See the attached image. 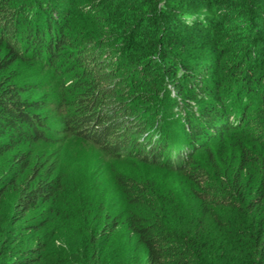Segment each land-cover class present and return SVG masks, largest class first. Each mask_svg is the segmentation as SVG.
Instances as JSON below:
<instances>
[{
	"label": "trees",
	"instance_id": "trees-1",
	"mask_svg": "<svg viewBox=\"0 0 264 264\" xmlns=\"http://www.w3.org/2000/svg\"><path fill=\"white\" fill-rule=\"evenodd\" d=\"M30 61L63 132L173 177L115 179L123 242L62 236L18 154L53 140ZM0 264H264V0H0Z\"/></svg>",
	"mask_w": 264,
	"mask_h": 264
},
{
	"label": "rangeland",
	"instance_id": "rangeland-1",
	"mask_svg": "<svg viewBox=\"0 0 264 264\" xmlns=\"http://www.w3.org/2000/svg\"><path fill=\"white\" fill-rule=\"evenodd\" d=\"M41 66L42 64L37 66L31 61L28 64L16 62L11 66L14 68L10 72H23V79L25 74L28 75L29 82H27L34 87L30 91H23L21 96L45 102L43 109L50 118L49 124L52 129L49 134L53 140L50 143L26 142L19 145L18 154L25 157L29 163V169H37L41 175H48L51 181L56 178L61 179L65 198L62 196L52 210L64 217L56 222L62 236L75 237L71 231H79L80 234L84 232L86 236L91 234L94 237L101 228V224L105 222L108 224L106 233L112 231V240L121 243L123 227L113 228V225L120 222L125 206L122 192L115 179L126 175L133 178L148 176L161 181L170 180L173 177L170 174H164V171H157L149 165L142 164L136 159L112 157L96 145L63 132L59 124L63 118H56V111L62 101V95L64 99H67L70 94L68 91L64 94L58 84H61L65 90L63 84L67 82V79H62L59 75L51 78L47 76L46 79H50L45 81L47 85L43 86L44 83H38L43 77ZM23 84L21 83L20 86ZM59 89L61 97L57 95ZM49 92L52 96L48 102L46 93ZM60 116L62 117V113ZM51 119H57V121Z\"/></svg>",
	"mask_w": 264,
	"mask_h": 264
}]
</instances>
